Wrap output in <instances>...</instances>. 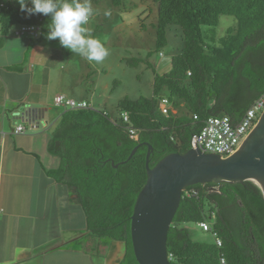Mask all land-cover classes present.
<instances>
[{
	"label": "trees",
	"instance_id": "1",
	"mask_svg": "<svg viewBox=\"0 0 264 264\" xmlns=\"http://www.w3.org/2000/svg\"><path fill=\"white\" fill-rule=\"evenodd\" d=\"M154 2L155 50L167 45L171 27L180 28L183 48L171 58L168 73L159 75L153 70L151 97L121 99L115 118L94 109L63 111L50 127L47 144L48 153L59 160L58 167L47 175L67 187L72 203L84 213L89 235L101 238L106 247L113 241L124 244L119 264H138L131 246L130 216L146 181L144 143L152 146V168L168 154L189 150L191 137L206 118L226 115L238 122L264 91V0ZM2 3L4 32L11 25L35 24L42 18L39 39L47 40L49 17L27 15L16 0ZM112 5L122 7L124 0H112ZM221 16L234 17L235 25L217 39L214 28ZM139 62L127 61L130 66ZM162 98L175 113L161 112ZM121 113L128 114L129 123L122 121ZM129 128L136 131V140L129 136ZM137 145L129 161L112 166L111 162L126 160ZM208 220H213L222 249L213 242L194 241L184 227ZM166 247L172 255L170 264H217L221 253L227 264H264V198L260 188L251 181L187 187L169 228Z\"/></svg>",
	"mask_w": 264,
	"mask_h": 264
},
{
	"label": "crops",
	"instance_id": "2",
	"mask_svg": "<svg viewBox=\"0 0 264 264\" xmlns=\"http://www.w3.org/2000/svg\"><path fill=\"white\" fill-rule=\"evenodd\" d=\"M5 33L0 34V264H56L60 260L61 264H90L82 243L103 240L88 234L81 207L72 203L66 186L47 175L59 165L47 150L50 127L59 118L50 121V108H59L53 103L56 95L67 96L63 82L70 73H58L55 67L63 62L72 68L87 59L62 48L58 41ZM53 78L60 82L54 90ZM81 98L88 102L84 95ZM27 108L41 112L43 121L37 129H28L14 115ZM17 125L26 126V132L13 134ZM65 217L68 225L55 226ZM86 235L88 241L83 238ZM97 247L103 264H119L123 258L122 242L113 241L107 247L98 243Z\"/></svg>",
	"mask_w": 264,
	"mask_h": 264
},
{
	"label": "rangeland",
	"instance_id": "3",
	"mask_svg": "<svg viewBox=\"0 0 264 264\" xmlns=\"http://www.w3.org/2000/svg\"><path fill=\"white\" fill-rule=\"evenodd\" d=\"M92 8L94 12L86 27L91 28L92 35L104 44L109 55L102 62L79 60L72 68L60 62L55 69L64 74L70 70L67 80L63 82L68 90L67 97L82 101L81 95H84L92 109L104 111L115 118L121 99L151 97L154 75L170 71L171 56L179 54L183 47L182 34L178 27L169 28L167 45L161 51L155 50L157 7L154 0H124L122 7H114L112 0H101L98 4H92ZM234 25V17L221 16L214 28L216 38L223 37L226 30ZM160 52L162 57L159 56ZM134 59L140 62L136 66L128 65L127 61ZM51 82L53 90L60 85L55 78ZM62 112L61 108H50V121H54ZM66 218L58 219L55 226L68 225L70 222ZM184 227L190 231L194 241L213 242L212 236L202 232L195 224ZM86 237L83 238L88 241ZM103 242L92 240L90 244L82 243L90 264H103L102 256L94 249Z\"/></svg>",
	"mask_w": 264,
	"mask_h": 264
},
{
	"label": "water",
	"instance_id": "4",
	"mask_svg": "<svg viewBox=\"0 0 264 264\" xmlns=\"http://www.w3.org/2000/svg\"><path fill=\"white\" fill-rule=\"evenodd\" d=\"M23 115V119L35 120L41 117V112L27 108ZM144 144L146 181L130 216L131 246L138 264H170L167 234L187 187L251 181L264 198V111L241 145L224 159L190 148L183 154H168L149 168L152 146ZM138 146L126 160L118 164L111 162L112 166L116 168L129 161Z\"/></svg>",
	"mask_w": 264,
	"mask_h": 264
},
{
	"label": "built area",
	"instance_id": "5",
	"mask_svg": "<svg viewBox=\"0 0 264 264\" xmlns=\"http://www.w3.org/2000/svg\"><path fill=\"white\" fill-rule=\"evenodd\" d=\"M2 1L4 0H0V34L5 33L3 31V23L1 21V13L4 7ZM41 22L42 18H39L35 24L11 25L5 34L14 38L37 40L42 34ZM162 55L163 54L160 52L159 56ZM188 75H190L189 72ZM53 103L56 107L63 109V111L92 109L91 104L88 102L76 101L62 94L56 95L53 98ZM159 109L164 115H167L169 112L175 113V111L171 109L168 100L165 98L161 99ZM25 110L26 109H22L21 112H17L14 115L19 116L22 119V122L27 125L28 129H37L43 119L41 117L35 120L30 118L27 120L23 119V113ZM263 111L264 91L256 99H254L249 108H247L240 120L236 123H233L230 117L226 115L211 116L206 118L200 130L191 137L190 148L200 150L202 153L218 155L222 159L231 156V154L248 136ZM120 117L124 123H129L127 113H121ZM193 119L196 120L197 117L194 115ZM25 127L23 125H17L12 130V133L16 135L24 134L26 132ZM128 132L132 139H137V133L135 130L129 128ZM212 218H214V216H212ZM195 225L198 226L202 232L209 233L213 238L214 245L218 249H222V241L213 230V220L200 222ZM167 258L171 261L172 255L167 254ZM217 264H227L226 258L222 253L218 256Z\"/></svg>",
	"mask_w": 264,
	"mask_h": 264
},
{
	"label": "clouds",
	"instance_id": "6",
	"mask_svg": "<svg viewBox=\"0 0 264 264\" xmlns=\"http://www.w3.org/2000/svg\"><path fill=\"white\" fill-rule=\"evenodd\" d=\"M27 15L42 14L51 25L46 39L88 61L102 62L109 50L86 27L93 15L91 0H16ZM29 5H31L29 7Z\"/></svg>",
	"mask_w": 264,
	"mask_h": 264
},
{
	"label": "bare ground",
	"instance_id": "7",
	"mask_svg": "<svg viewBox=\"0 0 264 264\" xmlns=\"http://www.w3.org/2000/svg\"><path fill=\"white\" fill-rule=\"evenodd\" d=\"M16 25H18V24H16ZM38 40V39H37ZM170 262V261H169Z\"/></svg>",
	"mask_w": 264,
	"mask_h": 264
}]
</instances>
